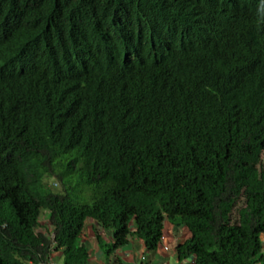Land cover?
<instances>
[{"label":"trees","instance_id":"obj_1","mask_svg":"<svg viewBox=\"0 0 264 264\" xmlns=\"http://www.w3.org/2000/svg\"><path fill=\"white\" fill-rule=\"evenodd\" d=\"M88 220L264 264V0H0V264H87Z\"/></svg>","mask_w":264,"mask_h":264},{"label":"crops","instance_id":"obj_2","mask_svg":"<svg viewBox=\"0 0 264 264\" xmlns=\"http://www.w3.org/2000/svg\"><path fill=\"white\" fill-rule=\"evenodd\" d=\"M97 236L102 243L112 242V232L97 226L92 220L85 224L81 242L88 251L87 264H187L191 261H179L176 255V247L189 238V233L184 228H177L168 222L163 224V236L154 251H148L143 241L130 237L127 245L119 248L110 255H106L104 249L97 242ZM264 251V245H263ZM52 259L57 264H63L61 251L53 252Z\"/></svg>","mask_w":264,"mask_h":264},{"label":"rangeland","instance_id":"obj_3","mask_svg":"<svg viewBox=\"0 0 264 264\" xmlns=\"http://www.w3.org/2000/svg\"><path fill=\"white\" fill-rule=\"evenodd\" d=\"M49 181V184H54V183H57V187H54V191H57L59 190V184L57 181L51 179V180H48ZM83 202H88L86 201L85 199H83ZM242 206V201L239 202L238 206L237 207H240ZM235 211L233 212V219L235 217ZM40 225H41V228H47L48 227V218H47V213L46 212H42L41 214V217H40ZM40 228V229H41ZM263 243H264V238L262 239ZM57 264H61V262L57 263Z\"/></svg>","mask_w":264,"mask_h":264},{"label":"built area","instance_id":"obj_4","mask_svg":"<svg viewBox=\"0 0 264 264\" xmlns=\"http://www.w3.org/2000/svg\"><path fill=\"white\" fill-rule=\"evenodd\" d=\"M40 264H55V263L52 260H49V261H47L45 263H40Z\"/></svg>","mask_w":264,"mask_h":264},{"label":"clouds","instance_id":"obj_5","mask_svg":"<svg viewBox=\"0 0 264 264\" xmlns=\"http://www.w3.org/2000/svg\"><path fill=\"white\" fill-rule=\"evenodd\" d=\"M53 187H56V184H53ZM49 260H52L53 262H54V260L52 259V257H50L47 261H49ZM46 261V262H47ZM45 263V262H44ZM55 263V262H54ZM56 264V263H55Z\"/></svg>","mask_w":264,"mask_h":264}]
</instances>
